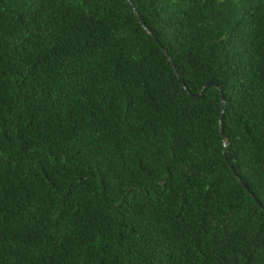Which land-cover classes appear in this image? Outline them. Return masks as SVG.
Segmentation results:
<instances>
[{
	"label": "trees",
	"instance_id": "1",
	"mask_svg": "<svg viewBox=\"0 0 264 264\" xmlns=\"http://www.w3.org/2000/svg\"><path fill=\"white\" fill-rule=\"evenodd\" d=\"M168 1L0 0V264H264V0Z\"/></svg>",
	"mask_w": 264,
	"mask_h": 264
},
{
	"label": "water",
	"instance_id": "2",
	"mask_svg": "<svg viewBox=\"0 0 264 264\" xmlns=\"http://www.w3.org/2000/svg\"><path fill=\"white\" fill-rule=\"evenodd\" d=\"M220 86V83L217 79H211L207 85H206V88L209 87V86ZM258 202L260 203V201L258 200ZM261 204V203H260Z\"/></svg>",
	"mask_w": 264,
	"mask_h": 264
},
{
	"label": "rangeland",
	"instance_id": "3",
	"mask_svg": "<svg viewBox=\"0 0 264 264\" xmlns=\"http://www.w3.org/2000/svg\"><path fill=\"white\" fill-rule=\"evenodd\" d=\"M232 1H234L237 4L241 2V0H232ZM168 2H178V0H169Z\"/></svg>",
	"mask_w": 264,
	"mask_h": 264
}]
</instances>
